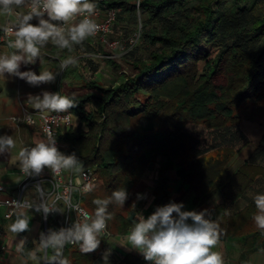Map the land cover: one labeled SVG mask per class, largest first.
<instances>
[{
    "label": "trees",
    "instance_id": "trees-1",
    "mask_svg": "<svg viewBox=\"0 0 264 264\" xmlns=\"http://www.w3.org/2000/svg\"><path fill=\"white\" fill-rule=\"evenodd\" d=\"M136 1H105L120 9L112 38L124 41L141 31L138 42L121 56L131 57V61L120 79L106 84L92 73L85 77L86 82L79 91L61 95L74 98L76 105L69 110L79 119L76 127L60 135L61 140L69 143L68 155L74 153L79 166L97 165L105 179L103 185L83 194L82 203L94 213L97 207L94 200L109 199L113 191L125 189L128 204L152 159L159 162L162 174L154 192L158 194L167 189L169 178L164 173L172 169L176 159L169 149L153 150L151 157L145 156L150 142L142 131L151 127L158 114L168 107L173 109L172 117L191 124L184 131L193 159L181 163L177 170L182 183H189L195 190L196 201L210 194L208 187L218 186L226 202H233L259 178L264 179V132L244 165L219 179L211 175L212 168L203 155L216 149L241 148L250 142L233 109L264 97V12L251 14L248 3L258 0H140L139 7ZM126 15L133 27L117 31ZM148 22L157 25L148 27ZM142 43L150 49L147 57L138 55ZM75 46H81L87 55L98 50L106 63L120 69L124 66L108 56L113 54L110 48L90 36L82 44L64 49ZM43 48L55 51L59 47L49 41ZM68 70V66L64 68V76ZM138 152L141 154L136 156ZM138 160L144 162L139 164ZM226 209L225 204L217 205L210 214V221L222 229L220 240L242 237L249 251L257 243L259 248H264V231L246 233L245 225L239 228L234 224L237 216L253 217L256 206L252 204L228 213ZM107 210L113 224L130 225L127 214L115 201L108 204ZM97 238L99 247L90 253L81 251L80 242L67 243L61 250V258H66L69 264H97V258L108 252L105 235L100 233ZM27 244L32 247L34 243L26 239L24 246ZM55 252L52 248L49 260ZM38 256L42 257V253ZM54 262L59 264V258Z\"/></svg>",
    "mask_w": 264,
    "mask_h": 264
},
{
    "label": "clouds",
    "instance_id": "clouds-1",
    "mask_svg": "<svg viewBox=\"0 0 264 264\" xmlns=\"http://www.w3.org/2000/svg\"><path fill=\"white\" fill-rule=\"evenodd\" d=\"M25 6L29 9L27 13L16 12L18 8ZM95 9L96 5L91 0H0V15L15 14L17 17L15 24L3 28L6 36H14L8 47L16 51L11 55L0 56V75L7 73L34 86L54 80L52 72L44 71L37 75L33 71H20L21 63H35L40 57V48L49 41L64 49L73 44H82L87 37L95 35L99 29L91 18ZM45 15L48 19L43 18ZM77 16H82L83 19L67 30L53 23L60 21L67 24ZM33 18L38 19L37 25L30 23ZM76 63L74 58H68L61 61L60 68L74 66ZM28 101H35L34 107L37 109L53 112H65L76 105L74 98L47 91L41 95L29 96ZM27 122L32 123L31 120ZM5 147H15L11 136L0 138V152H3ZM77 164L78 159L74 153L64 155L58 150L50 132L47 142L40 140L34 147L22 148L19 151L20 171L25 176L40 174L45 167L50 168L53 174H59L62 169L75 168ZM91 189V185L86 186L87 191ZM127 198L125 189L115 190L111 198L93 201L97 205L94 216L83 212V221L76 222L73 227L50 231L46 237L42 234L41 248L52 247L56 250L49 260L50 264L58 258L59 264H69L66 258H61V250L68 242H80L81 251L84 253L96 250L100 244L98 234L104 232L107 221L112 218L107 210L108 204L115 201L123 206ZM137 198L142 197L138 195ZM253 200L257 208L253 220L256 227L264 231V194L254 195ZM183 208L182 203L169 202L157 207L147 218L140 215L127 234L128 244L151 264H224L223 254L212 250L219 244L222 235L219 224L205 218L207 210L197 212L185 211ZM41 209L45 216L53 210L44 203L37 206L36 211ZM28 228L29 220L25 218H18L10 225V230L14 233L27 231ZM24 243L25 240L20 241L18 250L22 249ZM109 255L110 251L105 252V264Z\"/></svg>",
    "mask_w": 264,
    "mask_h": 264
},
{
    "label": "rangeland",
    "instance_id": "rangeland-1",
    "mask_svg": "<svg viewBox=\"0 0 264 264\" xmlns=\"http://www.w3.org/2000/svg\"><path fill=\"white\" fill-rule=\"evenodd\" d=\"M248 6H250L252 15H258L264 12V0H258L254 4H252V2H249ZM231 8V11L235 9L234 6H232ZM231 11L229 10V12ZM6 17L7 15H0V31L6 22ZM46 19H48V17H46ZM144 20L145 19L142 17V21ZM133 25L134 24L130 21V17L126 15L124 16V18H122L120 25L117 26V31L124 29L123 27H128L130 29L133 27ZM156 25V22H148V27ZM0 43V46L5 48L4 43ZM149 51V47L145 43H142L138 48V55L141 57H147ZM51 52L56 57H52L51 59L47 57L43 58L42 62H35L32 67L30 66V64H27L24 71H31L32 69H37L39 71L41 69L40 65H42V63H49L50 69L48 70V72L53 73L54 80L51 81L50 87H48V89L46 90L50 91L51 93L60 92L61 95L65 93H76L77 91H79L84 82H86L85 77L90 76V74L92 73H96V75L99 76L101 80L106 84L116 82L120 79L121 72L126 71L125 68L130 65L129 62L131 61V57H114L118 61V63H122L124 65L121 70L117 65L106 63L102 56V52L98 50H93L92 52L89 51L87 52V55L85 53V50L81 46H75L65 55H63L61 51L55 52L53 50ZM68 58H74L77 63L74 66L69 65V70L64 76V69L60 68V64L61 61ZM19 70L23 72V68L21 66ZM5 76L10 77L11 75L7 73H5L4 75H0V85L3 87V92H0V138L11 136L15 141V147L12 149H8L7 147H5V150L3 152H0V180H2L7 187L6 191L1 193V195L12 193L14 190H16L18 184L22 180V172L20 171L19 165V151L22 148H26L28 144H36V142L40 140L45 141L43 135L41 134V132H39V129V131L37 132V130H35L37 128L31 129L25 124L18 127L16 124L14 125L11 123V116L20 111L21 103H23L22 105H26L31 109L36 108L33 107L32 104L26 103L25 100H21L20 98V93L22 90L21 83L24 80L15 76V79H11L12 81H9L7 79H3V77ZM1 90L2 89H0V91ZM172 112L173 109L170 107L163 109L153 120L152 126L142 131V135L146 136L150 142L148 148L145 149V156L148 157L150 155L149 157H151V153L153 150L169 149V151L175 157L176 161H179L180 163L188 162L189 160L193 159V157L190 141L184 130L185 128H189L191 124L190 122L178 119L177 117H172ZM233 112L236 119L241 122L243 129L251 138V141L241 148L231 147L212 150L214 151V154H209L208 152V156H206V158H203L208 167L214 170H217V167H226L223 169L224 174L226 173V171H228V173L230 172L229 169L230 167L235 165V162H238L236 163L238 167L244 165L245 161H242V158L251 151L254 145H256L260 137V133L264 128V97L247 101L238 107H234ZM78 122L79 119L76 117L75 127L77 126ZM127 145L130 146V144ZM60 152L64 155H68L66 150L64 152ZM140 154L141 152H138L136 156ZM152 160L155 161V159ZM137 162L141 164L144 161L140 162V160H138ZM99 177L100 181L98 186H101L105 183V179L103 178V175H101L100 171ZM139 181L133 189V193L129 200V203H125L122 206L123 212L125 214H127L128 211L132 209V207H134L133 205L135 204L137 199V197H134L136 193L134 190L135 188L137 189ZM17 215L18 218H28L31 220L38 219V221H36L33 226L34 229L32 232L36 231V229H38L39 227V233L45 236V223L43 222L40 213L37 212L36 209L33 210L29 208L28 211ZM73 215L74 213L73 211H71V219L73 218ZM242 216L244 217H236L234 224H237L239 228L245 225L246 233L255 232L257 227L256 225H254L255 222L253 223V217L248 218L246 214ZM52 217H56L57 221L55 224H59L60 215H49V219H52ZM18 218L13 217L9 220L0 219V228H2L4 232H9L10 225H12ZM118 224L119 222L115 223L114 226L116 227L118 226ZM71 227L72 226H70V228ZM49 229L50 231H52V225H49ZM40 238L41 236L38 237L37 244L41 247ZM51 251L52 247H49L48 253H51ZM41 253L42 257H40L39 260L43 264V251H41Z\"/></svg>",
    "mask_w": 264,
    "mask_h": 264
},
{
    "label": "crops",
    "instance_id": "crops-1",
    "mask_svg": "<svg viewBox=\"0 0 264 264\" xmlns=\"http://www.w3.org/2000/svg\"><path fill=\"white\" fill-rule=\"evenodd\" d=\"M22 8L23 11L27 13V10L24 7ZM46 17L47 15H45L43 18L46 19ZM38 22L39 21L37 18H33V20L30 21V23H32L33 25H37ZM53 23H56V21H53ZM0 42L2 41L0 40ZM4 45L6 49L0 46V51H1L0 56L11 55L13 52L16 51L15 49L8 47L6 43H4ZM72 49L73 48L65 50L58 48L55 50V52L61 51V53L65 55L69 50ZM46 57L51 59L52 57H56V56L53 55V53L50 50L41 47L40 57L36 60V62L39 61L42 62L43 58ZM33 64H30V66L32 67ZM26 66L27 64L21 63V67L23 68V71L25 70ZM40 68L41 69L39 71L37 69H32L31 71L39 75L41 72L48 71L50 69L49 63H45V64L42 63V65H40ZM3 79L12 81L13 79H15V76L13 75H11L10 77L5 76L3 77ZM50 85H51V81L34 86L28 84L24 80L21 83L22 90L20 93V98L21 100H25L26 103L32 104L34 107L35 101L29 102L28 101L29 96L41 95L44 91L50 92L46 90L48 89V87H50ZM0 89H2L0 92H3V87L1 85H0ZM59 94L61 95L60 92ZM22 104L23 103H21L20 105L22 106ZM35 130H37V132L39 131L38 128ZM263 132H264V128L262 129L260 136ZM62 141L65 143L67 142L65 140ZM255 146L256 145H254L251 151L242 158V161H246L250 157ZM65 150L66 152H68L66 148L61 149V151L63 152ZM209 154H214V151L209 152ZM206 156H208L207 153L203 155V158H206ZM174 163L175 164L172 167V169L169 172L166 171L164 173L169 178V181L167 183V189L161 193L155 194L154 189L157 186L159 179L162 177V174L159 171V162L157 160L155 161L150 160L147 169L143 172V174L140 177V181L137 189L135 188L134 190L136 192L134 197H138L139 195L142 198L140 199L137 198L135 204L133 205L134 207H132V209H130L127 213V220L130 222V225L122 226V227L118 225L115 227L113 221L108 220V225L112 231V235L109 237L105 236L107 251H110L107 264H144L141 261V260H145L143 255L139 251L131 248V246L128 244L127 234L130 232L134 224L138 221V217L140 215H143L145 218H147L155 211L157 207L164 206L169 202L182 203L184 205V208L182 210L185 211L195 210L199 212V211L207 210L205 218L210 220L211 209L217 205L225 204L227 207L226 209L227 213L235 212L244 209L248 205H252V204L255 205L253 196L256 194H264V179L259 178L252 187H250L237 200L233 202H226L224 194L222 190L219 189L218 186L208 187V192L210 194L207 197H204V199L200 201H196L195 190L189 185V183L183 184L181 179L177 175V170L180 168L181 163L179 161H175ZM236 163L238 162H235V165L230 167L229 173H232L238 169ZM224 168L217 167L216 168L217 170L212 169L211 175H214L215 177H217V179L221 178V176L224 175L223 173ZM227 174L228 171H226L225 176ZM0 216H1V209H0ZM75 217L76 215L74 214L73 219ZM237 217H244V216L240 215ZM27 220H29V228L27 231L21 233H14L10 230L9 232H4L5 233L4 236L0 237V245L2 243H5L8 247L7 248L8 251L5 254H2V252L0 251V264H42L39 260L40 257L38 256V254L42 251V248L37 244L38 237L41 236V234L39 233L40 231L39 227L38 229H36V231L32 232L34 229L33 226L35 222L38 221V219L31 220L27 218ZM55 220H56L55 217H52V221ZM82 221L83 219L79 220V222ZM188 222L191 223L190 220ZM114 227L116 230L114 229ZM256 230H260V229L257 228ZM26 239H28L29 242L34 243L33 246L29 247L28 244L25 246L23 244L24 248L22 247V249L18 250L20 241L21 240L26 241ZM258 245L259 244L257 243L256 248H252V250L249 251V248L245 247L244 243L242 242V237L241 238L225 237L223 240H220L219 244L212 250L221 252L223 254L224 264H264V248H259ZM126 255H128L127 258H125ZM103 257L104 254L99 256L96 260V263L105 264V260Z\"/></svg>",
    "mask_w": 264,
    "mask_h": 264
},
{
    "label": "built area",
    "instance_id": "built-area-1",
    "mask_svg": "<svg viewBox=\"0 0 264 264\" xmlns=\"http://www.w3.org/2000/svg\"><path fill=\"white\" fill-rule=\"evenodd\" d=\"M105 1L106 0H91V2L96 5L95 13L91 18L99 26V29L95 35L90 37L113 51V54L108 56H122L138 42L141 31L138 30L134 32L124 41L119 38H112L111 33L113 31V24L116 20L117 12L120 9L119 7L109 6ZM136 2L139 7L140 0ZM24 8L27 11L29 10L26 6ZM16 12L25 14L22 7L18 8ZM81 19H83L82 16H77L67 24L60 21H56L55 24L63 26L67 30V28L71 27L73 24L79 23ZM16 21L17 17L15 14L7 16L6 22L0 31V40L7 45L10 40H14V36H6L3 28L15 24ZM28 120H31L32 123H28ZM11 122L18 127L25 124L31 129L38 128L45 142H47L48 132H50L52 138L56 141V147L61 151L62 148L69 150L70 146L68 142L65 143L60 139V135L73 129L76 116L69 109L65 112H53L37 108L31 109L26 105H22L20 111L11 116ZM34 146L35 144H28L26 148L30 149ZM99 181L100 177L97 165H77L75 168L62 169L59 174H53L52 170L47 167H45L40 174H33L32 176H25L22 173V180L18 184L16 190L5 195H1V193L5 192L7 187L5 183L0 180L1 217L9 220L17 214L26 212L29 208L35 210L37 206L44 203L53 209L47 216H45L42 209L39 211L45 223V237L50 232L49 225H52V231H59L62 228L68 229L70 226L73 227L80 219H83V212L93 215L92 212L83 205L82 196L94 190L99 185ZM88 185L92 186L90 191L86 190V186ZM38 188L40 189L39 191L37 190ZM28 205H31V207ZM71 211L76 215L74 219L70 218ZM49 215H60L59 224H55L57 221L56 217V220L52 221V219H49ZM4 234L3 229L0 228V237H3ZM102 234L107 237L112 235L108 221L107 227ZM68 243L72 244L75 242ZM66 244L67 243H65V245ZM7 248L5 243L0 245L2 254L8 251ZM42 251L44 255L43 264H49L48 248H43ZM51 264H55V262L51 261Z\"/></svg>",
    "mask_w": 264,
    "mask_h": 264
}]
</instances>
